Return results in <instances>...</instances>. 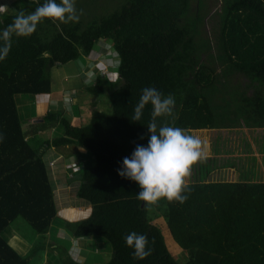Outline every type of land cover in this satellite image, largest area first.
Wrapping results in <instances>:
<instances>
[{
  "label": "trees",
  "instance_id": "1",
  "mask_svg": "<svg viewBox=\"0 0 264 264\" xmlns=\"http://www.w3.org/2000/svg\"><path fill=\"white\" fill-rule=\"evenodd\" d=\"M94 1L75 0L77 13L83 10L79 22L45 19L30 37L13 36L9 55L0 61V264H42L44 254L58 264H83L81 251L74 250L73 258L46 240L60 211L44 154L64 146H76L93 160L76 167L72 193L90 205V214L78 221L66 217L64 226L75 238H105L112 257L104 264H264V183L254 181L252 168L237 182H205L211 166L200 161L187 200L162 199L154 209L137 199L136 182L118 174L123 159L137 144L147 146L151 135L150 104L140 122L130 118L145 87L175 98L173 115L158 118V125L187 132L264 128V0H220L212 37L200 31L199 0L193 10L190 0ZM44 2L17 0L15 12L0 14V30L20 11L31 13ZM110 2L117 6L107 10ZM69 62L79 70L73 89L104 97L111 112L95 108L79 126L53 110L35 124L21 122L17 95L54 93L53 68ZM43 128L58 132L39 142ZM152 214L162 217L185 251L183 261L171 255L164 227L150 223ZM15 218L38 238L11 243L8 227ZM56 231L62 239L63 229ZM132 231L149 237L152 254L144 260H134L125 243Z\"/></svg>",
  "mask_w": 264,
  "mask_h": 264
},
{
  "label": "rangeland",
  "instance_id": "2",
  "mask_svg": "<svg viewBox=\"0 0 264 264\" xmlns=\"http://www.w3.org/2000/svg\"><path fill=\"white\" fill-rule=\"evenodd\" d=\"M12 1V0H11ZM191 6L190 8L193 10L195 9L197 5V0H190ZM103 0H95L92 2L95 6H102ZM16 3L17 0H14V3L12 1V4H15V6L10 8V12L16 11ZM106 3V2H105ZM199 4H201L202 9L200 11V19H201V25H200V31L205 36L212 37V32L214 31L215 24H216V16L218 14V11L221 7L220 0H199ZM105 5V4H104ZM113 8L117 6V2H110L108 3L107 10H109V7ZM7 13V12H6ZM103 43V46L106 47L107 43ZM87 59L86 63H89L92 65L94 63L93 59ZM96 59V58H95ZM99 64V62L94 63ZM86 65V64H85ZM72 65L71 62H69L65 67L62 66H55L53 69V77H54V90L51 94V97H46L49 94H35V95H17V99L20 98H30L33 99L36 104H31L30 109L27 110L26 107H20V121L21 122H34L36 119H40L41 117L45 116L48 113L49 109H53L55 112H61L66 118L70 120L72 125H81L86 123L91 116V112L95 108H103L104 111L107 113L111 112L109 104H107L106 99L102 96H93L90 95L80 89H73L74 84L78 82V67ZM106 66V65H105ZM71 67L72 72L69 73V71H66L65 68ZM106 68V67H105ZM112 71L116 75V67L112 68ZM88 78H90L88 76ZM73 86V87H71ZM104 101V103H103ZM78 104V105H77ZM76 106V107H74ZM79 106V108L77 107ZM23 110V111H22ZM29 114L31 117H36L35 119L26 120L24 118V114ZM221 130V131H220ZM51 130L49 128H43L40 133L36 136L37 141H44L53 137V133L51 135ZM190 135H195L201 138L202 141L206 142L207 148H206V158L201 160L204 161V163H208V165H211L213 169L209 172V177L205 179V182L207 181H217V180H225L230 182H235L240 180L239 174L242 175V171H245L250 168L251 165H255L254 172L255 173V180L254 181H264V153L261 151L260 148L264 149V128H256V127H232L228 129H218L214 131L213 129H200V130H191L190 132H187ZM212 148L215 149V151H212ZM79 148L76 146H70V147H61L56 150H52L54 154H58L59 150L62 154H76ZM249 149V151H248ZM253 154L256 158V161L254 163L249 164V166H245L244 158H248L251 160V157H254L253 155H248V157L244 156L245 153ZM57 152V153H55ZM224 152H230L232 155L226 156ZM216 154V156H215ZM218 154V155H217ZM242 154V155H241ZM76 156V158H80L79 155H73ZM233 156V157H232ZM66 158L70 159V154L65 156ZM89 156L83 155L82 159L84 160L83 163H93V160L91 158V161H89ZM49 159L50 156L48 154L45 155L44 160L47 165H49ZM235 160L236 164L240 165L239 172H234L232 169H225L221 168V164L224 163L226 160ZM200 162V161H199ZM252 162V161H251ZM71 163V162H70ZM69 162H66L65 165H69ZM55 164V161H50L51 167ZM198 162L193 165L192 168V174L189 178V182L194 181L193 177L195 175V170L197 168ZM76 170L75 167H72V172ZM76 172V171H75ZM60 169L55 172V177H52L55 179H52L53 186L55 190L58 189L60 194L64 195L65 198H69L70 200V206L69 209L66 211L60 210V215L58 218L55 219V232L56 229L58 231H63L64 238L65 235L70 236L67 233V229L65 228L64 219L66 217L70 219H74V221L81 220L90 214V205L84 206V210H80L81 207L78 206V204H81L82 202L77 201V199H74L72 193L74 192L77 184L74 182V178L71 177L69 171L66 173V171H62L64 178L68 180V184L65 183V186L60 187ZM61 174V173H60ZM221 175H224V178H217V175L220 177ZM77 173H75V179L77 177ZM67 185V186H66ZM59 202V201H58ZM84 204V203H82ZM60 206V205H59ZM74 206V207H73ZM81 206V205H80ZM64 208V206H63ZM76 208H79L76 209ZM67 209V208H65ZM77 211H76V210ZM151 209H154V205ZM70 211V213H69ZM65 214V216H63ZM152 219L150 220L151 224H155L157 227H159L160 223L163 229H161L162 234L164 235V239L166 242V245L168 246V250L170 251L171 255L177 259L178 261H183L185 259L186 253L183 251L171 238L168 232L165 230V222H163L161 216H154L151 215ZM162 222L164 226L162 225ZM8 230L12 231V233L15 235L10 237V242H18V239H23V237L31 238L35 237L38 238L39 234H37L33 229H31L25 221H23L21 218H15V220L12 222V224L8 227ZM164 230V231H163ZM55 232L52 231V234L46 237V240H50L53 243H57L58 245L65 247L69 250V254L74 258L76 253L74 252L73 248H77V245L80 246L79 250L81 251L80 255L83 256V260L80 262L83 264H104L108 262L112 257V248L109 242L101 237V236H90L88 238L85 237H78V238H72L65 237L64 239H61L57 236H55ZM18 238V239H16ZM78 255V254H77ZM53 257H51L50 254H44L43 257V264H58L56 262L57 260H52ZM80 260V259H79Z\"/></svg>",
  "mask_w": 264,
  "mask_h": 264
},
{
  "label": "clouds",
  "instance_id": "3",
  "mask_svg": "<svg viewBox=\"0 0 264 264\" xmlns=\"http://www.w3.org/2000/svg\"><path fill=\"white\" fill-rule=\"evenodd\" d=\"M6 6L0 5V13ZM83 15L79 14L75 0H45L31 13L20 11L11 24L0 30V61L9 55L12 48V38L30 37L37 26L45 19L63 23L79 22ZM107 70V68H104ZM91 72L86 76H91ZM88 81L86 80L85 83ZM151 105L150 121L147 125L151 133L147 146L137 144L131 157H125L118 174L136 182L140 188L137 199L145 205H156L162 199L169 203H184V194L189 188V178L193 165L206 158V142L187 130L169 126L167 123L158 125V118L171 117L175 107V98L169 94L164 96L154 87H145L138 103L133 108L131 120L140 122L144 109ZM4 139L0 133V142ZM126 245L133 249L134 260H144L152 254L149 247V237L146 234L132 231L124 237Z\"/></svg>",
  "mask_w": 264,
  "mask_h": 264
},
{
  "label": "crops",
  "instance_id": "4",
  "mask_svg": "<svg viewBox=\"0 0 264 264\" xmlns=\"http://www.w3.org/2000/svg\"><path fill=\"white\" fill-rule=\"evenodd\" d=\"M13 1V3H14V0H12ZM12 1L11 0H0V5H2V6H6V8H5V10L3 11V12H7L6 14H12L13 12H10V8L12 9V7L13 6H15V4H12ZM1 14V13H0ZM46 97H51V94H49V95H47ZM15 100H17V98H15ZM16 104H17V106H16V108H17V110H20L21 108L20 107H26L27 108V110L28 109H30V105L31 104H36V102L33 100V99H30V98H21V99H19V102L17 103L16 102ZM20 108V109H19ZM49 110H53V109H49ZM48 110V111H49ZM23 111V110H22ZM24 114V118H26V120H31V119H35L36 117H31V116H29V114H26V112L25 113H23ZM41 119H42V117L40 118V119H36V121H34V122H27V124H35L36 122H39V121H41ZM57 127V126H56ZM52 132H51V135H52V133H53V136H54V133L55 132H58V128H51L50 129ZM218 130V129H217ZM41 131V130H40ZM214 131H216V129H214ZM221 131V130H220ZM40 133V132H39ZM49 139H50V137H49ZM65 147H70V146H65ZM261 149V151H263L264 149L263 148H260ZM52 150H56V151H58V149L57 148H51L50 150H48V151H46L45 152V154H44V157H45V155L46 154H48L49 156H50V159H49V168H50V170H51V174H52V177H55V172L56 171H58L59 169H60V173H59V175H60V187H63V186H65V183L66 184H68V180H66V178H64V175H63V173H62V171L64 170V171H66V173L69 171V173H70V175H71V177H73L74 178V173L72 172V167H77L78 165H79V163H82V162H84V160L82 159V157H83V155H84V153L82 152V151H80V148L78 149L79 151H77V153L76 154H71V153H67V154H62L61 153V151L59 150V153L58 154H54L53 153V151ZM212 151H215V149L214 148H212ZM248 151H249V149H248ZM55 153H57V152H55ZM225 154H226V156H229V155H232L230 152H224ZM263 153H264V151H263ZM68 154H70L71 155V157H69L70 159H68V157L66 158L65 156L66 155H68ZM73 155H79L80 156V158H76V156H73ZM218 155V154H217ZM242 155V154H241ZM244 156H246V157H248V155H253V154H251V151H250V153H245V154H243ZM215 156H216V154H215ZM254 156V155H253ZM233 157V156H232ZM45 161H47V160H45ZM50 161H55V164L54 165H52L53 167H51V165H50ZM252 161V162H251ZM256 161V158H255V156L254 157H251V160L250 159H248V158H244V163H245V166L247 167V166H249V164H251V163H254V162ZM66 162H71L69 165H65L66 164ZM211 166V165H210ZM221 166V168H225V169H232V170H234V172H239L240 171V165H238V164H236V162H235V160H233V159H231V160H226V161H224V163L223 164H221L220 165ZM253 166L255 167V165H251L250 166V168L249 169H247V170H245V171H242L241 173H243V172H246V173H248V172H250L251 171V168H252V170L254 171V168H253ZM213 169V167L211 166V170ZM210 170V171H211ZM196 171V170H195ZM209 171V172H210ZM248 171V172H247ZM196 173V172H195ZM209 177V173H208V175H207V177L206 178H208ZM205 178V179H206ZM217 178L218 179H220V178H224V175H221L220 174V177H219V175H217ZM239 178H241V175L239 174ZM52 179H54V178H52ZM205 179H204V181H205ZM54 181H55V179H54ZM56 182V181H55ZM74 182H75V184H77V181H76V179L74 178ZM207 182H230V181H225V180H217V181H207ZM235 182H237V181H235ZM255 182H260V181H255ZM261 182H263L264 183V181H261ZM67 186V185H66ZM76 188H77V186H76ZM75 188V189H76ZM75 191V190H74ZM55 192H56V200H57V205H58V207H59V211L62 209L63 211H67L68 209H69V207H71L69 204H70V200H69V198H65V196L64 195H62V194H60L59 192H61V191H58V189L57 190H55ZM59 201V202H58ZM60 205V206H59ZM81 205V206H80ZM63 206H64V208H63ZM78 206L79 207H81V211L82 210H84L83 209V207L84 206H88V204H78ZM74 207V206H73ZM65 208H67V209H65ZM76 209H78L79 210V208H76ZM75 209V210H76ZM61 210V211H62ZM79 210V211H80ZM77 211V210H76ZM69 213H70V211H69ZM68 218V217H67ZM69 220H71V221H74V219H70V218H68ZM64 231V230H63ZM63 233V232H62ZM68 234H69V232H67ZM63 235V234H62ZM65 237H70V239H72V238H75V236H73L71 233H70V236L69 235H65L64 236V238ZM60 238V237H59ZM64 238H62V239H64ZM85 238H87V237H85ZM79 248H81L80 246H78L77 245V248H73V250H75L76 252H80V250H79ZM43 264V263H42Z\"/></svg>",
  "mask_w": 264,
  "mask_h": 264
}]
</instances>
